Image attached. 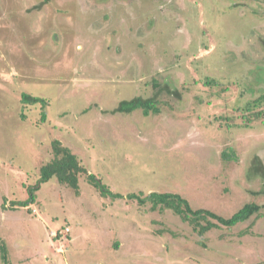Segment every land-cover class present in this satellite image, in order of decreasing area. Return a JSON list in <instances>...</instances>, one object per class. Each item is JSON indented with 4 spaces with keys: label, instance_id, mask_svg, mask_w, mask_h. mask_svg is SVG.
Listing matches in <instances>:
<instances>
[{
    "label": "rangeland",
    "instance_id": "rangeland-1",
    "mask_svg": "<svg viewBox=\"0 0 264 264\" xmlns=\"http://www.w3.org/2000/svg\"><path fill=\"white\" fill-rule=\"evenodd\" d=\"M156 92L158 113L111 112ZM24 93L46 104L24 108ZM262 93L264 4L0 0V264H264V208L200 236L149 197L221 217L264 206L248 175L264 116L234 110ZM55 139L86 171L77 188L52 177L14 204Z\"/></svg>",
    "mask_w": 264,
    "mask_h": 264
},
{
    "label": "trees",
    "instance_id": "trees-1",
    "mask_svg": "<svg viewBox=\"0 0 264 264\" xmlns=\"http://www.w3.org/2000/svg\"><path fill=\"white\" fill-rule=\"evenodd\" d=\"M250 1H253L256 4H264V0H250ZM239 2L243 4L242 1ZM55 38L58 39L57 34H55ZM155 84H156V80L154 81V86H156ZM244 89L246 90V86L244 87ZM156 94L157 92L155 93V95H152L149 98H142L141 96H137L130 100H123L119 102L118 106L115 109L111 110V112L131 113L135 110H140L144 115H147L149 112L158 113L160 112V109L157 106L159 100L157 99ZM21 95L22 96H20L19 98L20 103L24 108L26 107L29 110H32V107L35 106L34 104H37L39 102H41L42 104H46L44 98H41L39 96H31L26 93ZM256 103L257 105L255 106L261 105V107H264V93H262L259 99L252 101V104L251 102H247L244 106L242 104H238L236 105V109L234 110L236 111L240 110L239 112L252 113L251 117L248 114H242V115H245L246 121L254 122L256 118H259L258 115L264 116V109L255 112L252 111L250 112V110L255 107L250 105H254ZM50 151H51L50 154H52L51 158L45 160V162H42L41 165L39 166L38 169L39 178L37 180L38 182L34 184V186H29L28 188V191L30 193L29 199L15 201L14 204L22 207L29 205L30 202H33V198H34L33 192L35 189H37L38 185L40 183L49 180L52 177H55L59 183H63L71 187L77 188V184H76L77 176L79 175V173L85 171L82 166H80V168L77 167V163H79L78 158L75 156V154H73V152H71L68 149V147H63L62 143L58 139L53 140V144L50 145ZM228 157H229V153L223 154V158H228ZM248 175L249 177L252 178L264 177V163L262 159L259 158L258 156H256L254 158L253 163L250 164L248 168ZM88 178L90 181L94 182V185L98 188V190L101 191L103 195L105 193H111L108 192L106 187L100 183V180L96 179L93 175L88 174ZM153 195H155V193L149 194V197H151L150 200L154 201L153 204H156L157 202H161L165 207L173 209L175 213H177L182 218L183 221L189 223L191 225L192 230L200 236H203L205 233L213 229H218L221 227L230 228L238 223H244L248 221L252 216L258 217L260 216L259 213L261 209L264 208V206H260L256 201H250L245 205L241 206L231 216L221 217L216 213H213L206 209H202V208L192 209L190 208L188 202H186L185 200L182 205H179L180 203H178V198L176 194H172V193L159 194L161 195V199L159 200L153 197ZM133 196L135 197L136 195ZM118 197H120V195ZM180 206H182L183 209L180 208ZM152 209H155L154 206L152 207ZM197 242L204 245L203 239L198 240ZM0 248L2 252L1 257L4 260L6 258L4 245L1 244Z\"/></svg>",
    "mask_w": 264,
    "mask_h": 264
},
{
    "label": "built area",
    "instance_id": "built-area-1",
    "mask_svg": "<svg viewBox=\"0 0 264 264\" xmlns=\"http://www.w3.org/2000/svg\"><path fill=\"white\" fill-rule=\"evenodd\" d=\"M69 231V228L68 227H65L64 228V235Z\"/></svg>",
    "mask_w": 264,
    "mask_h": 264
},
{
    "label": "crops",
    "instance_id": "crops-1",
    "mask_svg": "<svg viewBox=\"0 0 264 264\" xmlns=\"http://www.w3.org/2000/svg\"><path fill=\"white\" fill-rule=\"evenodd\" d=\"M29 206V205H28Z\"/></svg>",
    "mask_w": 264,
    "mask_h": 264
}]
</instances>
